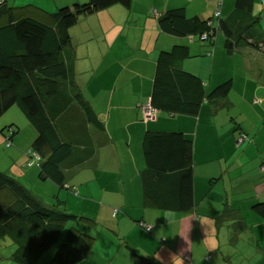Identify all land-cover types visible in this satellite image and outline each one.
Listing matches in <instances>:
<instances>
[{"label":"crops","instance_id":"0c3cea01","mask_svg":"<svg viewBox=\"0 0 264 264\" xmlns=\"http://www.w3.org/2000/svg\"><path fill=\"white\" fill-rule=\"evenodd\" d=\"M2 1L13 6L19 2ZM218 1L220 16L225 19L231 14L235 0H131L128 8L113 4L96 14V18H108L100 27L105 52L102 58H89L82 70L101 69L108 76L105 81H93L91 85L88 82L92 78L86 80L80 76L77 85L102 129L84 123L82 113L74 107L78 111L76 128H85L91 139L88 147H93V153L64 167L63 186L39 178L38 170H33L34 179L54 185L48 202L27 188L42 204H57L67 213L76 212L84 198L94 202L92 211L77 209L92 220L81 227L91 240L89 251L79 264H174L177 258L182 259V264H264V217L254 209L255 203L264 202V52L249 45L234 50L245 55L242 64H247L250 70L240 74L235 69L229 77L231 73L218 67V58L234 51L224 49L221 31H217L210 44L164 33L156 18L167 9L183 8L188 17L207 19ZM23 2L19 6L25 15L46 21V13L58 6L83 1ZM260 2L253 0L252 13L264 19V4ZM255 4H260L262 9ZM116 16L118 20L114 19ZM263 26L264 22H260L255 27L264 30ZM71 28L72 46L79 33L90 30ZM175 44L189 47L190 55L181 61L180 68L196 75L206 93L230 81L231 94L229 90L226 96L242 90L237 101L245 105L244 109L240 107L232 115L229 107L234 102L219 98L203 102L196 116L158 112L154 118H146L143 105L150 101L158 54ZM88 51L95 53V48ZM79 54L83 60L81 65L76 66L75 62L77 73L84 58L89 57L83 52ZM92 61L97 64L94 66ZM67 115V112L61 115L59 123L65 139H69L65 131L70 132L71 125L66 121ZM146 131L181 132L192 140L194 207L191 210L160 209L144 196L141 176L145 162L141 143ZM240 132L247 133L248 139L237 142ZM79 133L73 130L72 136ZM77 146L83 152L85 145ZM24 162L25 158L19 156L14 175L18 180L17 174L26 175L22 171ZM141 224L148 225L150 230ZM95 230L98 236L92 237ZM0 241V264H18L10 258L14 243L9 238ZM53 253L54 248L35 264H55Z\"/></svg>","mask_w":264,"mask_h":264},{"label":"trees","instance_id":"16d2710c","mask_svg":"<svg viewBox=\"0 0 264 264\" xmlns=\"http://www.w3.org/2000/svg\"><path fill=\"white\" fill-rule=\"evenodd\" d=\"M130 3L131 0L74 2L46 13V21L25 15L20 6L0 3V116L15 105L32 125L34 138L24 166L36 167L39 178L63 186L64 167L93 153L85 128H76L77 109L84 123L102 129L78 85L70 81L74 75L70 27L81 14L113 4L128 8ZM252 3L253 0H235L231 14L225 19L220 15L215 18L214 11L207 19L188 17L183 8L167 9L156 18L164 33L213 44L219 30L227 51L249 45L264 52V30L254 26L258 17L252 13ZM203 34L207 36L205 39ZM189 55V47L182 44L158 54L150 106L159 112L196 116L203 102L224 98L230 90V81H225L206 93L196 75L180 68L181 61ZM66 112V121L71 123L70 132L65 131L69 139L63 137L59 127L61 115ZM73 130L80 131L79 136H72ZM15 133L12 128L6 146ZM77 145H85L83 152ZM141 145L145 162L141 176L144 196L160 209L191 210L192 140L181 132L146 131ZM5 190L10 196L3 193ZM254 209L264 217V202L255 203ZM89 221L92 220L83 215L59 209L57 204H42L14 175L0 171V240L9 238L14 243L10 257L14 262L35 264L56 245L53 263L79 264L87 255L91 240L79 224ZM130 251L137 255L133 249Z\"/></svg>","mask_w":264,"mask_h":264},{"label":"rangeland","instance_id":"374dc122","mask_svg":"<svg viewBox=\"0 0 264 264\" xmlns=\"http://www.w3.org/2000/svg\"><path fill=\"white\" fill-rule=\"evenodd\" d=\"M51 2V0H49ZM80 1H85V0H80ZM25 2H23V0H19V2H15L14 5L19 6V5H23ZM35 2H32L31 4H33ZM261 4H264V0H261L260 2ZM254 6H257L258 8L261 7L260 4H255ZM38 7V6H36ZM48 7V6H45ZM42 9H44V7H42ZM262 9V7H261ZM260 9V11H261ZM56 10V9H55ZM53 10V11H55ZM103 9H99L96 10L92 13H88L86 15L81 14L78 16V20L76 22L75 25L72 26L71 29L77 28V27H82L85 28L88 27L90 30L83 32V33H79V36L74 39L73 42H75V44H73V46L70 48L72 51V58H73V70H74V75L72 76V78H70V81L80 85V76L81 77H86V80L89 79H93L90 82H88V85H91L93 81H105V77L108 76V73H106L105 75H103V72L101 69H99L97 72L94 70H82V67L86 64V61H89V58H92L93 60H95L97 57H103V53L105 52V46L103 45L104 40L101 36V30L100 27L104 26L105 23H107V19L108 18H104L103 16H100L98 18H96V14H98L99 12H101ZM256 9H253V11H255ZM52 11V12H53ZM254 16L256 15V17H258L257 23L254 24V26H258V24L260 22H264V19L262 17V15L260 14H253ZM82 16H85L84 18ZM116 20L119 19V16H116V18H114ZM101 21V24L99 23ZM110 23V21H109ZM86 24V25H85ZM264 29V26H263ZM71 33V31H70ZM217 33V32H216ZM218 33H220V31L218 30ZM208 42V41H207ZM89 45V46H86ZM91 47L95 48V53H93L92 51H88ZM75 48H79L78 52H75L74 49ZM81 50V51H80ZM86 53L89 55V57H85L84 59H86L84 62H82V66L80 71L77 73L75 70V62H76V66L77 64L81 65V61L83 60V57L80 56L79 53ZM101 52V54H100ZM205 57H207L206 55H204ZM243 54H239L236 51H234L233 53L224 56L222 55L221 57L218 58V67H220L223 71L226 70L228 73H231V75L229 77H232V74L234 73V70L237 69V71L240 74H245V72H249L250 67L247 64H242V58H243ZM94 66L96 63V61H92ZM78 69V68H77ZM230 79V78H228ZM237 85V84H235ZM234 85V86H235ZM79 87V90L81 91V87ZM90 87V86H89ZM107 90V89H106ZM242 91V90H240ZM240 91H234L235 93L233 95H230L229 97H224L223 100H231L234 102V104L232 106L229 107V110L233 113L232 115H235V112L237 110L240 109H244L245 105L242 104V106L238 103L237 98H238V94L241 93ZM231 94V90L229 91ZM229 94V93H228ZM210 104V103H209ZM228 110V109H227ZM230 121L233 123V125H236V122L234 120ZM8 125H11L13 129H16V133L12 136L11 141L9 142V145L6 146V143L8 141V137L10 135V129L7 127ZM228 127L225 126L224 128ZM34 138V130L32 125L29 123V121L25 118V116L21 113V111L18 109L17 106H11L8 110H6L1 116H0V171H5L7 174L11 175H15L17 173V168H18V164L17 160L19 158V156H23L25 158V160L28 158L27 156V152L30 148V144L32 142ZM23 162H20V165H22ZM32 170V172L30 171ZM33 170H38L36 167H26L25 169L22 168L23 172H26V175H18L19 178V182L24 185L26 188H28L29 190L35 192V193H39L43 196V202H48L49 200H51V189H53L54 185L49 182L46 181L45 183H41V181H38L36 179H34L33 176ZM199 170V169H198ZM10 175V176H11ZM13 177V176H12ZM42 184V187H39L38 185ZM81 197V194H80ZM80 205H78L75 209L76 212H70L73 214H79V215H83L85 217H89L86 214L83 213H79L77 212L78 210L81 211H85L88 212L92 211L95 208L94 202L93 201H89L87 199H83L82 201H80ZM70 205V204H69ZM78 209V210H77ZM68 211V210H65ZM90 219V218H89ZM80 227L84 226L83 223L79 224ZM89 226V225H87ZM95 236L92 237H97L98 236V232L95 230L94 231ZM56 245H53L49 250H47L45 254H48V252H50Z\"/></svg>","mask_w":264,"mask_h":264},{"label":"built area","instance_id":"2783aa9c","mask_svg":"<svg viewBox=\"0 0 264 264\" xmlns=\"http://www.w3.org/2000/svg\"><path fill=\"white\" fill-rule=\"evenodd\" d=\"M220 4H221L220 1H218L216 3L215 10H214V17L215 18L220 17L219 16L220 15ZM206 37H207L206 34H203L202 39H205ZM189 38H190V40L192 39V37H189ZM158 112H159L158 110H156L155 108L150 106V101L143 105V114L146 118H154ZM246 139H248L247 135L244 132H242L241 134H239V136L237 138V142H242V141H245ZM34 159L37 160V156ZM141 226L147 231L150 230V227L146 224H141ZM205 260H209V257L208 256L205 257Z\"/></svg>","mask_w":264,"mask_h":264},{"label":"clouds","instance_id":"9594fccd","mask_svg":"<svg viewBox=\"0 0 264 264\" xmlns=\"http://www.w3.org/2000/svg\"><path fill=\"white\" fill-rule=\"evenodd\" d=\"M174 264H182V259L177 258V259L174 261Z\"/></svg>","mask_w":264,"mask_h":264}]
</instances>
